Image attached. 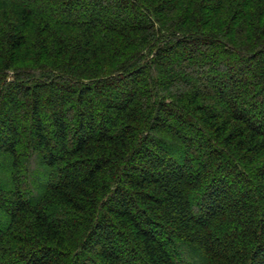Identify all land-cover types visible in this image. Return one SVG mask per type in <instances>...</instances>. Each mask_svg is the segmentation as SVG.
Returning <instances> with one entry per match:
<instances>
[{
    "label": "trees",
    "instance_id": "1",
    "mask_svg": "<svg viewBox=\"0 0 264 264\" xmlns=\"http://www.w3.org/2000/svg\"><path fill=\"white\" fill-rule=\"evenodd\" d=\"M0 161V264H264V0H0Z\"/></svg>",
    "mask_w": 264,
    "mask_h": 264
},
{
    "label": "rangeland",
    "instance_id": "2",
    "mask_svg": "<svg viewBox=\"0 0 264 264\" xmlns=\"http://www.w3.org/2000/svg\"><path fill=\"white\" fill-rule=\"evenodd\" d=\"M62 11V10H61ZM61 13V12H60ZM62 17H64L65 16V14H64V12H63V14H60ZM76 16L78 15V14H75ZM187 76V75H186ZM199 76V74L197 75L196 74V72L195 73H193V75L191 74V75H189L188 77H189V79H190V82L192 83V84H194V83H196V78ZM181 77H182V75H181ZM0 170H3V171H6V165L5 164H3L1 161H0ZM0 178L3 180V181H1L0 182V186H2V187H4L5 186V184H3V183H7L8 182V178L5 176V175H1V172H0ZM3 182V183H2Z\"/></svg>",
    "mask_w": 264,
    "mask_h": 264
}]
</instances>
